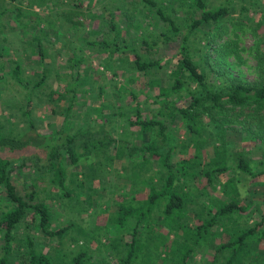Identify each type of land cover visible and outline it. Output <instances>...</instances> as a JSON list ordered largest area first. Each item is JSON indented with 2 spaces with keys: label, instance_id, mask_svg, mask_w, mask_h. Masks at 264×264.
I'll list each match as a JSON object with an SVG mask.
<instances>
[{
  "label": "trees",
  "instance_id": "1",
  "mask_svg": "<svg viewBox=\"0 0 264 264\" xmlns=\"http://www.w3.org/2000/svg\"><path fill=\"white\" fill-rule=\"evenodd\" d=\"M30 1L32 7L44 4ZM249 1L259 6L257 11L261 13L255 24L260 26L264 23L262 2ZM143 2L144 7L154 9V23L159 22L163 27L161 34L177 36L178 40L177 55L171 58L173 66L168 70L163 69L165 56L155 58L147 52L143 58L134 46L130 47L133 74L142 80L141 92H147L152 100V106H144L145 111L133 89L125 98L114 92L119 84L110 91L105 89V84L93 87L92 80L87 78L89 66L84 63L81 48L73 46L67 62L59 65L55 54L63 48H52L53 42L47 37L49 31L34 22L38 12L20 5L12 9L17 15L27 13L36 31L31 34L33 44L21 49L27 67L19 60L8 68L29 98L22 114L30 120L24 119L27 124L24 136L18 135L20 131L14 132L15 127L22 126H16L10 117V134L0 132V149L19 151L16 156L0 154L3 239L0 264H7V254L14 252L17 264L93 263V255L84 246L69 258L60 249L54 254L48 248L36 246L38 235L46 239L61 238L73 228L76 230V235H71L73 240L94 236L103 246L106 252L100 260L103 264H264V166L254 170L250 163L254 149L264 151V49L258 56L259 79L242 81L213 67L209 60L214 37L225 29L226 17L230 18L227 3L207 7L206 0H174L172 5L163 1L157 4L156 0ZM246 2H240L241 11L250 9ZM3 11L0 9V17ZM100 14L101 20L108 17V31L116 37L120 28L113 22L114 11L108 9ZM0 22L5 26L3 20ZM82 27H85L82 22L73 21L67 29L75 32ZM103 27L96 28L101 33L94 39H89L84 30L80 40L91 49L92 55L98 56L99 62L106 57L116 63L115 75H124L125 69H118L121 59L118 53L125 45H119L115 37L112 41L103 37ZM198 28L203 29L206 40L198 41L201 45L195 51L191 36ZM257 34L264 44L263 32ZM43 38L49 46L45 47ZM158 39L154 38L153 46L159 44ZM3 49L0 59L6 53ZM202 49L204 54L199 52ZM2 61L1 68L5 64L9 67L8 61L12 60L8 57ZM59 67L68 71L63 78L54 80ZM3 76L1 71L0 78ZM61 79L67 83L63 91L58 90L56 83ZM217 79L219 82H215ZM51 80L54 81L50 83ZM33 96L37 98L35 102ZM46 99L57 102L49 103L45 114L57 118L59 114L60 119L55 121L57 124L52 122L48 131H41L36 128L31 113L33 105L42 108L41 103ZM127 101L130 113L126 125H121L134 130L130 140L119 138L115 130L117 122L109 119L110 114H126L123 107ZM74 121L78 122L71 130ZM231 122L241 124L236 129L240 140L248 139L251 147L233 148L229 155ZM210 124L216 129L209 130ZM180 126L184 127L182 138L175 133ZM180 145L187 148L186 152H182ZM26 150L31 152L25 153ZM81 157L89 160L80 161ZM68 165H72L69 172ZM234 167L251 175L253 182L262 184L263 194L253 196L248 188L250 195L241 197L237 181L229 177ZM24 172L29 179L20 189L14 179ZM44 177L49 184L57 186L46 187L48 193L51 191L48 198L40 195L43 189L38 186V180ZM94 183L102 185L97 187ZM53 199L62 202L67 199L76 210L82 204L93 206V213L100 210L106 214L101 231L93 234L95 230L87 229L71 217L67 224L55 226L50 211Z\"/></svg>",
  "mask_w": 264,
  "mask_h": 264
},
{
  "label": "rangeland",
  "instance_id": "2",
  "mask_svg": "<svg viewBox=\"0 0 264 264\" xmlns=\"http://www.w3.org/2000/svg\"><path fill=\"white\" fill-rule=\"evenodd\" d=\"M40 3H44L41 6H31V1L28 0H3L1 1V8L3 11L2 17L0 20H3L5 26L1 25L0 22V50L6 52L2 59L11 58L12 61H8L10 66L1 68L0 72L4 74L2 78H0V132L10 134L11 131V123L8 121L10 119L14 120L16 126L21 127V129H17L15 127L14 132L20 131L24 136V132L27 129V124H25L24 119L30 120L28 115L22 114V109H25L28 105L27 95L24 94L25 91L21 90L18 84L14 81L13 77L9 73V69L11 66L15 64V61H22V65H28L27 59L25 60V56H23L22 46H31L33 44L31 41L32 31H36L31 24L30 17H28L27 13L23 12L21 15H17L15 11L12 9L20 5L26 9H33L37 11L38 14L35 16L34 22L39 27H44L49 31L47 37L53 42L52 48L56 49V47H62V51L57 54L56 62L61 64H65L66 57L70 56V50L72 47L81 48L82 52L85 54L84 63L89 66V70L87 71V78L92 80V86L97 88L100 84H105V89L109 91L117 86V90H114L115 93H120L121 96L129 97L130 90L138 93L139 100L141 102V106L143 107V111H145V107L148 105L152 106L150 102L152 101L149 98L147 92L142 91L143 87L141 85V78L133 73V52L130 47L134 46L135 50L139 52L143 58L147 57V52H150L155 58L165 56L166 61L163 63V69H170L173 64L171 63V58L177 55L178 49V40L177 36H166L161 34V30L163 27L161 23H154V9H150L147 5L144 7L143 0H38ZM90 1V3H89ZM154 1V0H152ZM157 4L163 1L165 5H172L174 0H156ZM207 7L213 5H221L227 3L228 6V16L225 19V29L222 28L218 36L214 37L213 45L209 51V60L213 67L220 68L224 71V73H229L231 76L236 77L242 81H256L259 79V69H260V61L258 60L259 51L264 49V44L261 43L260 36L257 33L263 32L264 35V23L260 26L256 27L255 21L258 19V15L261 13L257 11L259 6L251 3L249 0L245 4H247L250 9L248 11H241L239 6L242 0H206ZM262 2L261 7L264 8V0H260ZM74 3H78L79 6H74ZM235 7V9H233ZM231 8V9H230ZM114 11L113 22L120 28V32L115 37L113 32H110L106 20H101V12L106 13L107 10ZM254 9L256 11H254ZM124 10H126V14L129 17H126L124 14ZM180 11V9H179ZM247 16H250L249 19ZM73 21H77L78 23L82 22L85 27L76 28L75 32L68 30V25ZM138 21V22H137ZM137 23V24H134ZM104 26L105 30L102 35L106 37L108 40H113V37L119 41V45L124 46V50L118 53V56H121V59L118 61V69H125V74L122 73L120 75L114 74V70L117 69L115 66L116 63L109 62L106 57L102 59V62H99L98 56H94L91 54V49L88 48L83 42L80 40L79 35L86 30L87 37L89 39L96 38V34L100 35V31L96 28L99 26ZM20 26V27H19ZM166 29V28H164ZM52 30V31H50ZM90 31V32H89ZM54 32L59 35V38L56 36ZM3 35L6 36V39L3 40ZM73 36V37H72ZM206 35L203 32L202 28L196 29L195 33L191 36L194 40L192 41V46L196 51L198 47H200L201 43L206 40ZM264 37V36H263ZM154 38H159V44L153 46ZM28 39V41H27ZM143 39L146 40V43L143 42ZM264 40V38H263ZM45 47L49 46L48 42L45 38L42 39ZM60 41V43H59ZM65 41V42H64ZM141 41V42H140ZM200 41L201 43H198ZM140 42V43H139ZM59 43V44H58ZM144 43V44H143ZM225 43V44H224ZM224 44V45H223ZM205 49L200 50L199 52L204 54ZM21 55V56H18ZM89 55V56H87ZM0 59V64L3 62ZM195 59L198 60L197 56ZM116 61V60H115ZM9 68V69H8ZM95 70H94V69ZM130 68L131 71L128 69ZM129 70V71H126ZM164 69V70H165ZM28 71V69H25ZM68 71L66 68L59 67V74H57L56 79L62 77L64 73ZM25 72V71H24ZM162 72V70H160ZM26 73V72H25ZM170 79V77H169ZM172 79V78H171ZM53 80V81H54ZM51 80L50 83L53 82ZM171 81V80H170ZM120 82L123 84L120 85ZM215 82H219V80H215ZM58 90L63 91L66 86V80L61 79L57 80ZM126 86V90H125ZM142 87V88H141ZM112 92V91H111ZM150 94V93H149ZM33 101L37 99L33 96ZM120 100V98H117ZM129 100V99H128ZM55 101V100H54ZM33 102V103H34ZM57 102V101H56ZM55 102V103H56ZM148 102V103H147ZM52 104V101L45 100V103L42 104V108L39 106L33 105L31 116L33 121L35 122L36 128L41 131H48L51 123H55L60 119L59 114L58 118L55 116H47L45 113L48 112L49 105ZM53 103V104H55ZM61 105V103H59ZM106 106H110L106 104ZM145 106V107H144ZM22 107V108H21ZM123 110L126 112L124 115H111L110 121L117 122L115 126L117 130V136L119 138L123 137L126 140H130L133 138L134 130L132 128L126 127V118L130 113L129 102H124ZM9 114V115H8ZM52 118V119H50ZM76 118V117H75ZM50 119L49 123L45 124V120ZM56 121V122H55ZM78 121H74L71 125V130H74L75 125H77ZM125 125H121L124 124ZM225 124H228L225 123ZM232 127L228 130L229 136V144L230 154L232 149H241L243 146L244 149L250 148L251 144L240 140L241 135H239V130L236 129L241 128V124L238 122L229 123ZM208 129H214V125L210 124L207 126ZM255 128L256 126L253 125ZM183 126H180L175 133H179V137H183ZM216 129V127H215ZM23 133V134H22ZM177 134V133H176ZM243 139V140H244ZM240 140V141H239ZM248 143V144H247ZM182 147L181 145L179 148ZM183 148V147H182ZM182 150V149H181ZM187 148H183L182 152H186ZM210 150V148H208ZM31 152V150H26L25 153ZM32 152H34L32 150ZM10 154L12 156H16L19 154V151L10 152L6 148L0 149V154ZM20 153H22L20 151ZM39 153V151H37ZM230 159V156H229ZM89 158L81 157L80 161L86 162ZM230 161V160H229ZM250 163L254 170H258L259 168L264 166V151L253 150V153L250 155ZM72 165L67 166V172L70 171ZM235 170L229 171L230 179H234L238 183V190L240 192V196L244 195L249 196L248 188L251 189V193L253 196H261L263 194V185L253 182L251 175L241 170L240 168L234 167ZM29 179V175L27 173L19 174L15 177V183L18 188H24L25 181ZM114 182V180H113ZM255 183V184H254ZM95 186H101L102 184L94 183ZM253 185V186H252ZM38 186L42 188L40 195L48 198V194L46 187L51 186L53 189H56V185L49 184V180L44 177L38 180ZM50 188V187H49ZM231 191L228 193L230 194ZM72 203V202H71ZM93 207V206H92ZM90 205L79 206V210H76L75 205L68 203V200L65 199L62 201L51 200V208L50 211L52 213L51 221L55 226H63L67 224L68 219L74 218L76 223H82L87 229H90L93 234L97 231H101V227L104 224L106 214L101 212L100 210H96V213L91 212L92 208ZM1 213V212H0ZM250 221V220H249ZM24 230V229H21ZM24 232V231H23ZM76 230L74 228L69 231L64 237L58 238H44L42 235H38L36 239V246L44 249H50L52 253L55 254V251L59 249L66 255V258H69L73 255L78 249L81 247L87 248V251L93 255V263L91 264H103L100 262L101 259L106 255V252L103 249V246L96 240L94 236H88V240L80 237L78 239L73 240L71 235H76ZM3 243V239L0 235V250L1 244ZM17 254L9 253L7 254V264H17ZM199 258V257H198ZM110 264V263H109Z\"/></svg>",
  "mask_w": 264,
  "mask_h": 264
}]
</instances>
